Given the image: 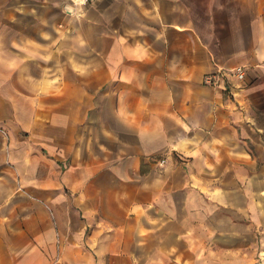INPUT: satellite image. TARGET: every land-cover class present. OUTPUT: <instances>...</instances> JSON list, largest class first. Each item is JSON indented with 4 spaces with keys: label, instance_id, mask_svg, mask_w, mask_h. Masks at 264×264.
I'll use <instances>...</instances> for the list:
<instances>
[{
    "label": "crops",
    "instance_id": "crops-1",
    "mask_svg": "<svg viewBox=\"0 0 264 264\" xmlns=\"http://www.w3.org/2000/svg\"><path fill=\"white\" fill-rule=\"evenodd\" d=\"M65 1L0 0V264H254L264 0Z\"/></svg>",
    "mask_w": 264,
    "mask_h": 264
},
{
    "label": "built area",
    "instance_id": "built-area-1",
    "mask_svg": "<svg viewBox=\"0 0 264 264\" xmlns=\"http://www.w3.org/2000/svg\"><path fill=\"white\" fill-rule=\"evenodd\" d=\"M92 1L93 0H66L63 9L67 13H72L76 8L85 6ZM228 76H233L237 80H241L243 78V71L239 67L227 72L221 71L218 75L216 74L211 76H205L204 82L208 85H216L219 81L222 80V78L227 80Z\"/></svg>",
    "mask_w": 264,
    "mask_h": 264
},
{
    "label": "rangeland",
    "instance_id": "rangeland-1",
    "mask_svg": "<svg viewBox=\"0 0 264 264\" xmlns=\"http://www.w3.org/2000/svg\"><path fill=\"white\" fill-rule=\"evenodd\" d=\"M258 244L256 248H252L251 259H254V264H264V226L259 227V232L257 233ZM261 242V244H260ZM256 249V250H255ZM254 250L256 254L254 255Z\"/></svg>",
    "mask_w": 264,
    "mask_h": 264
}]
</instances>
